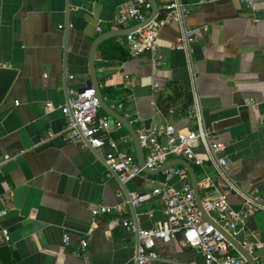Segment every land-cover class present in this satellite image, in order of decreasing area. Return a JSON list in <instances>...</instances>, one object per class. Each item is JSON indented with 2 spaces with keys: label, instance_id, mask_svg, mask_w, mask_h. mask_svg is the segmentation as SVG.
I'll list each match as a JSON object with an SVG mask.
<instances>
[{
  "label": "crops",
  "instance_id": "1",
  "mask_svg": "<svg viewBox=\"0 0 264 264\" xmlns=\"http://www.w3.org/2000/svg\"><path fill=\"white\" fill-rule=\"evenodd\" d=\"M156 1L160 10L164 2ZM133 2L0 0V68L17 71L0 104V244L9 246L10 264H136L138 236L122 225L118 211L94 217L92 210L123 206L144 229L165 220L162 201L153 195L165 173H144L124 185L105 163L114 153L109 144L96 151L64 134L61 107L72 98L70 89L90 81L91 47L102 34L97 28L118 30L115 16ZM186 2L187 25L208 27L202 37L179 50L180 25L166 26L158 39L159 64L150 54L132 56L122 45L126 36L117 37L125 54L98 49L100 84L116 91L106 101L138 133L202 125L225 143L227 174L209 162L195 167L199 186L202 194L228 193L232 207L244 212L242 192L264 193V0ZM101 115L111 119L110 136L119 148L137 158L131 134ZM172 185L179 190L182 181ZM130 193L144 197L137 210L128 203ZM246 224L239 239L255 244L254 255L264 264V211L249 214ZM156 250L160 258L149 264H205L181 235L158 242Z\"/></svg>",
  "mask_w": 264,
  "mask_h": 264
},
{
  "label": "built area",
  "instance_id": "2",
  "mask_svg": "<svg viewBox=\"0 0 264 264\" xmlns=\"http://www.w3.org/2000/svg\"><path fill=\"white\" fill-rule=\"evenodd\" d=\"M164 5L156 17L145 27L135 30L125 37L122 45L134 57L150 54L153 62L159 64L162 56L159 53L158 39L160 32L166 26L175 23L181 28L177 48L188 50L204 33L207 26H188L186 21L191 14V8L186 0H162ZM254 4V0H242ZM152 9L148 0H134L124 10H121L114 19V25L121 29L128 22L139 24L146 20ZM98 33H103L101 27ZM70 76V79H73ZM70 89L72 98L61 107L67 118L64 130L66 138L71 142L81 143L83 147L101 150L109 144L114 153L105 158L109 170L115 174L122 184H127L143 175L144 168L139 165L135 155L128 154L119 148L117 140L110 136L111 119L101 115V106L94 89ZM47 110H54L52 103L47 104ZM121 123L116 122L115 128L121 129ZM146 161V168L156 170L173 159H183L194 167L205 168L209 162L220 175H226L229 167L228 157L225 155L227 146L217 139L212 132L205 130L202 125L198 130L185 131L168 125L162 130L141 131L138 133ZM2 160H0V165ZM166 182L162 187L153 191V195L160 197L163 205L164 222L159 226L144 229L138 224V215L127 218L123 213V206L111 208L102 206L92 210L94 217L111 213L116 209L121 216L122 225L138 236L139 246L136 255V264H149L160 257L156 250L158 242L172 243L179 235L184 243L195 249L205 260V264H248L247 260L237 253L226 239L222 231L238 239L242 245L255 257L256 245L241 241L240 235L246 228L247 216L256 211H264V193H244V212L236 211L228 199V193L216 194L205 192L202 194L203 205L214 224L207 222L196 202L188 171L182 166H174L164 171ZM175 179L182 181L181 189H176L172 182ZM144 197L137 193H130L128 203L139 209ZM7 212L1 213L5 215ZM69 243V238L65 237ZM88 242H82V251L85 252Z\"/></svg>",
  "mask_w": 264,
  "mask_h": 264
},
{
  "label": "water",
  "instance_id": "3",
  "mask_svg": "<svg viewBox=\"0 0 264 264\" xmlns=\"http://www.w3.org/2000/svg\"><path fill=\"white\" fill-rule=\"evenodd\" d=\"M148 2L151 4L152 9H151L150 16L146 20L128 29H123V30L118 29V30H113V31L102 33L93 42V45L90 51V56H89L90 81L88 85L86 86L85 90L94 89L96 92L97 98L100 102L102 111H104L107 115H109L113 120H116L117 122L121 123L122 126H124V128L131 134L133 138V142L136 147L137 159H138L139 165L142 168H144L145 173H149L153 175L161 174V173H164L166 169L174 167V166H182L188 171L190 180L192 183V187L195 193L198 208L203 218L210 224H214L213 220L210 218V216L208 215V213L206 212L204 208L203 200H202V193H201V189L199 186L198 174H197L195 167L186 160L173 159V160L166 162L164 165H162L160 168L156 170L146 168L145 154H144L141 142L139 140V136H138V132L136 128L127 118H125L123 115L118 113L114 108H112L108 104L102 92V87L100 84L98 71H97V65H96V58H97V52H98L99 46L107 40L114 39V38L121 37V36H127L133 33L135 30L147 26L156 17L159 11V7H158L156 0H148ZM16 76H17L16 70H8V69L0 68V104L5 100L6 96L8 95V92ZM218 229L222 231L226 239L234 247L235 251L239 253L240 255H242L247 260L248 264H257L253 255L250 254L248 250H246V248L242 245V243L238 239L233 238L227 232L223 231L221 228L218 227ZM1 232H2V228L0 227V233ZM0 260L3 264H10L11 255H10L9 246L7 244H0Z\"/></svg>",
  "mask_w": 264,
  "mask_h": 264
},
{
  "label": "trees",
  "instance_id": "4",
  "mask_svg": "<svg viewBox=\"0 0 264 264\" xmlns=\"http://www.w3.org/2000/svg\"><path fill=\"white\" fill-rule=\"evenodd\" d=\"M99 51H102L103 53H113V54H117V51L119 52H124L125 54V50H123V48L118 44L117 39H110L105 41L104 43H102L99 46ZM103 95L105 97V99L110 103L111 98L113 97L114 93L116 92L115 90L108 88V89H102ZM104 114V113H103ZM126 131V130H125ZM197 172L199 173V170L197 168Z\"/></svg>",
  "mask_w": 264,
  "mask_h": 264
}]
</instances>
